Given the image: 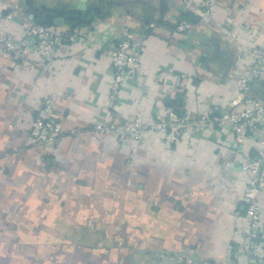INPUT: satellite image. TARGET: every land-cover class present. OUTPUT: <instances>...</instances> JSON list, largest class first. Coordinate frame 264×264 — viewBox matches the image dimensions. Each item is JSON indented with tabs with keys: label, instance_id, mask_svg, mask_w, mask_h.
Masks as SVG:
<instances>
[{
	"label": "crops",
	"instance_id": "1",
	"mask_svg": "<svg viewBox=\"0 0 264 264\" xmlns=\"http://www.w3.org/2000/svg\"><path fill=\"white\" fill-rule=\"evenodd\" d=\"M213 2L206 20L182 0H0V28L16 36L22 21L56 19L75 34L45 73L29 53L21 61L0 53V264L246 260L237 247L252 173L239 163L256 154L253 141L234 156L231 137L212 128L177 141L147 131L123 143L116 129L92 130L96 122L147 123L157 114L195 119L211 103L233 108L237 57L264 44V0ZM180 19L189 31L175 30ZM125 26L142 46L140 73L112 109L106 51ZM48 94L62 135L39 148L28 129ZM251 95L264 98V78ZM258 199L264 227V190ZM256 251L253 261L264 256L263 236Z\"/></svg>",
	"mask_w": 264,
	"mask_h": 264
},
{
	"label": "built area",
	"instance_id": "2",
	"mask_svg": "<svg viewBox=\"0 0 264 264\" xmlns=\"http://www.w3.org/2000/svg\"><path fill=\"white\" fill-rule=\"evenodd\" d=\"M190 3L194 4L203 19H211L214 13L213 0H182L184 6ZM147 26L152 27L153 23H148ZM190 27L191 24L186 19H180L175 24V30L179 32H187ZM74 37L75 34L56 26L22 21L18 36L0 28V53L9 54L14 60L20 61L29 53L45 73L54 66L59 47ZM140 44L132 29L125 26L117 43L106 51L111 63L107 100L112 109H116L121 103V94L128 79L140 73ZM235 66L241 71L234 78L237 97L232 101L233 108L230 110H224L211 103L195 119H191L186 113H169L166 116L157 114L147 123L138 120L123 125L96 122L92 130L94 134L99 135L116 129V140L123 143L129 140L140 141L147 131L161 134L167 141H177L187 133L204 132L212 128L231 137L228 138V146L234 156L240 152L246 141H253L256 154L244 162H235L239 163L242 169L252 173L243 193L245 213L241 219L242 229L237 247L239 254L245 255L246 259L237 261V264H250L253 261L250 256L257 255L256 243L259 237H264L258 199L259 192L264 190V98L251 95L255 81L264 78V44H251L237 57ZM54 105L55 97L50 94L43 96L39 101L28 129V141L31 145L39 148L53 145L62 135ZM71 133L76 134L77 131L72 130ZM252 264H264V256L256 258Z\"/></svg>",
	"mask_w": 264,
	"mask_h": 264
},
{
	"label": "water",
	"instance_id": "3",
	"mask_svg": "<svg viewBox=\"0 0 264 264\" xmlns=\"http://www.w3.org/2000/svg\"><path fill=\"white\" fill-rule=\"evenodd\" d=\"M59 21H60V19H56L55 22H54V26H56V27L59 26ZM232 264H236L235 261H233Z\"/></svg>",
	"mask_w": 264,
	"mask_h": 264
},
{
	"label": "trees",
	"instance_id": "4",
	"mask_svg": "<svg viewBox=\"0 0 264 264\" xmlns=\"http://www.w3.org/2000/svg\"><path fill=\"white\" fill-rule=\"evenodd\" d=\"M41 23V22H40ZM45 25H48V24H45ZM52 26H54V25H52Z\"/></svg>",
	"mask_w": 264,
	"mask_h": 264
}]
</instances>
